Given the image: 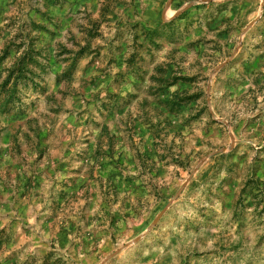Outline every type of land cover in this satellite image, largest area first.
<instances>
[{
  "label": "rangeland",
  "instance_id": "374dc122",
  "mask_svg": "<svg viewBox=\"0 0 264 264\" xmlns=\"http://www.w3.org/2000/svg\"><path fill=\"white\" fill-rule=\"evenodd\" d=\"M0 264H264V0H0Z\"/></svg>",
  "mask_w": 264,
  "mask_h": 264
},
{
  "label": "water",
  "instance_id": "95a60500",
  "mask_svg": "<svg viewBox=\"0 0 264 264\" xmlns=\"http://www.w3.org/2000/svg\"><path fill=\"white\" fill-rule=\"evenodd\" d=\"M165 210H163V212L160 214L159 218L162 216V214H164ZM159 218H157L156 222L159 220Z\"/></svg>",
  "mask_w": 264,
  "mask_h": 264
}]
</instances>
